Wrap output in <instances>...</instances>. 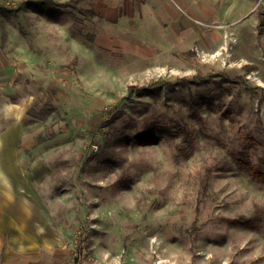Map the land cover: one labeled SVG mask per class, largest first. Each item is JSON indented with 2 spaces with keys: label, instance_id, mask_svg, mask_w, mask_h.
<instances>
[{
  "label": "rangeland",
  "instance_id": "rangeland-1",
  "mask_svg": "<svg viewBox=\"0 0 264 264\" xmlns=\"http://www.w3.org/2000/svg\"><path fill=\"white\" fill-rule=\"evenodd\" d=\"M36 1L0 0V133L34 136L21 162L61 264H264V0L147 63L95 48L79 7Z\"/></svg>",
  "mask_w": 264,
  "mask_h": 264
},
{
  "label": "crops",
  "instance_id": "crops-1",
  "mask_svg": "<svg viewBox=\"0 0 264 264\" xmlns=\"http://www.w3.org/2000/svg\"><path fill=\"white\" fill-rule=\"evenodd\" d=\"M52 1L62 5L72 1L68 8L79 7L81 14L96 23L99 31L93 38L95 48L111 54L121 52L141 63L163 53L185 54L196 43L208 44L219 38L217 28L200 33L196 21L214 23L225 11L230 16L239 8V0ZM32 141L34 136L19 121L0 133L1 264L62 261L63 231L37 191L41 173L33 167L28 174L22 166L21 157Z\"/></svg>",
  "mask_w": 264,
  "mask_h": 264
},
{
  "label": "trees",
  "instance_id": "trees-1",
  "mask_svg": "<svg viewBox=\"0 0 264 264\" xmlns=\"http://www.w3.org/2000/svg\"><path fill=\"white\" fill-rule=\"evenodd\" d=\"M80 0H76V2H78ZM72 1L69 2V3H66V4H57L55 3L54 1L52 0H40V1H36L35 4L39 7H42V8H49V7H55V6H61V7H71L72 6ZM1 10L5 11V12H11L10 9H6V8H0ZM86 14L88 15L89 13L86 12ZM91 16H95L96 14L92 13V14H89Z\"/></svg>",
  "mask_w": 264,
  "mask_h": 264
}]
</instances>
